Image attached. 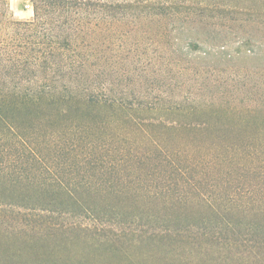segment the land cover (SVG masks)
<instances>
[{
  "label": "trees",
  "instance_id": "obj_1",
  "mask_svg": "<svg viewBox=\"0 0 264 264\" xmlns=\"http://www.w3.org/2000/svg\"><path fill=\"white\" fill-rule=\"evenodd\" d=\"M9 1L0 0V264H264V236L223 242L208 232L202 238L166 236V243L148 232L129 236L77 197L126 191H75L60 184V171L75 165L87 175L111 169L121 176L130 162L152 156L179 179L162 178L161 190L134 191L136 198L160 201L161 219L174 207L188 210L180 204L194 198L204 201L186 190L195 188V180L180 162L205 159L195 157L193 142L202 152L213 151L215 143L206 145L194 134L208 139L213 130L222 132L219 113L238 108L223 94L203 102L191 91L178 97L155 77L188 69L170 50L179 40L170 41L178 21L194 24L205 12L220 18L231 6L218 0H27L33 17L18 20ZM213 124L218 127L208 131ZM144 126L156 135L136 140L132 128ZM257 152L251 146L242 157L249 172L257 170ZM222 160L231 162V153ZM69 201L93 223L52 217L71 212ZM204 204L209 216L203 221L264 216V208L217 206L207 198ZM88 233L97 239L86 242ZM130 247L147 249L130 255Z\"/></svg>",
  "mask_w": 264,
  "mask_h": 264
},
{
  "label": "rangeland",
  "instance_id": "obj_2",
  "mask_svg": "<svg viewBox=\"0 0 264 264\" xmlns=\"http://www.w3.org/2000/svg\"><path fill=\"white\" fill-rule=\"evenodd\" d=\"M218 1L231 6L230 9L221 11L224 13L220 18L216 17L217 14L215 16V12H205V16H195L194 24L178 21L176 30L170 31L171 42L179 38L176 49L171 47L170 50L180 60H186L184 64H187L185 67L188 69L185 73L177 74L172 69L155 77L158 83L165 84L178 97L191 91L198 93L196 100L203 102V98L213 100L223 94L233 107L238 108L235 112L219 113L223 122L222 132L216 133L213 130L208 139L205 135L202 137V133L194 134L206 145L207 141L208 145L215 143L213 151L202 152L198 144L193 142L195 157L204 155L205 159L198 162L196 158L197 162L193 165L191 160L182 159L180 162L182 168L189 170L187 175L195 180V188L187 187L186 190L201 194L205 197L204 201L194 198L187 205L180 204L188 210H177L174 207L166 211L171 214L170 217L161 219L158 212L163 214L164 210L159 208L162 205L160 201L136 198L133 194L137 193L134 191L145 192L150 188L161 190L162 178L172 182L179 179L177 174L171 175L173 173L170 166H162L161 160L152 156L141 159L140 164L130 162L127 168L120 170L121 176L111 169L100 174L89 170L87 175L86 170H81L77 165L61 170L59 175L63 183L60 184L70 190L126 191L123 192L124 195L97 193L87 197L79 193L77 196L87 207L91 206L97 213L107 216H99L101 219H111L107 221L110 228H125L129 236L137 232H148L158 235L164 243L168 238L166 236L172 235L176 240L181 237L202 238L208 232L219 236L223 242L244 237L256 241L264 236V216L228 215L230 223L216 218L204 221L201 219L209 216L206 208H203L206 198L217 206L264 208V0ZM9 10L14 19L29 20L33 17L31 4L27 0H10ZM214 43L217 45H213ZM158 56L157 54L156 57ZM176 118L177 116H170L169 120ZM214 127L218 126L213 124L208 131ZM154 132L155 128L148 126L143 129L132 128L136 140H141L140 137L146 134L154 136L157 133ZM251 146L258 149L255 154L258 165L255 172H249L244 166L245 160L242 159H246L245 154ZM127 149L133 150L131 145H127ZM228 153L233 158L231 162L222 160ZM213 163H217V166ZM171 187L173 188V184ZM178 187L174 190H180ZM72 206L69 201L66 209L71 212L62 215L55 213L52 217L66 222L75 221L88 225L93 223L88 212ZM112 209L121 215L114 216L110 213ZM149 213H156L157 216H149ZM79 235L81 234L69 235L62 240H73L76 236L81 237ZM90 237L96 236H85L86 242L92 239ZM150 247L153 251L163 249L160 246ZM130 248V255L147 249Z\"/></svg>",
  "mask_w": 264,
  "mask_h": 264
}]
</instances>
